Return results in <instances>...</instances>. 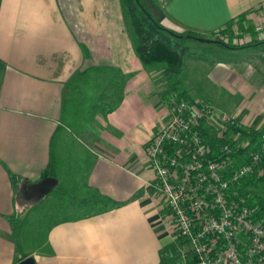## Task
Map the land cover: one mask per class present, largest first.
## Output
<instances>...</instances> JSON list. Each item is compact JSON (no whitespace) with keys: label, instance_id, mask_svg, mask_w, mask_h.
Here are the masks:
<instances>
[{"label":"crops","instance_id":"0c3cea01","mask_svg":"<svg viewBox=\"0 0 264 264\" xmlns=\"http://www.w3.org/2000/svg\"><path fill=\"white\" fill-rule=\"evenodd\" d=\"M140 1L169 29L229 38L231 23L242 36L230 43L264 40L254 29L264 0ZM194 41L182 57L181 98L204 101L264 139V43ZM134 43L121 0H0V264L26 256L35 264H184L143 149L164 120L167 83ZM45 171L55 180L48 192L58 184L73 201L96 192L115 205L74 219L73 210L23 249L7 218L24 220L48 193L34 190ZM9 174L20 178L15 188Z\"/></svg>","mask_w":264,"mask_h":264},{"label":"built area","instance_id":"2783aa9c","mask_svg":"<svg viewBox=\"0 0 264 264\" xmlns=\"http://www.w3.org/2000/svg\"><path fill=\"white\" fill-rule=\"evenodd\" d=\"M254 29L264 31V20ZM239 127L204 101L173 97L161 127L144 144L156 191L184 245V264H264V216L238 192L241 178L258 168L264 139L234 168L229 154L250 139L230 130ZM217 138L225 142L210 146Z\"/></svg>","mask_w":264,"mask_h":264},{"label":"trees","instance_id":"16d2710c","mask_svg":"<svg viewBox=\"0 0 264 264\" xmlns=\"http://www.w3.org/2000/svg\"><path fill=\"white\" fill-rule=\"evenodd\" d=\"M127 14L128 23L134 38V51L140 62L146 68H156L161 77L166 81L167 87L162 96L168 97L171 100L173 97H183L181 92H178L181 87V82L185 74L182 57L187 51L184 45V40L192 39L203 41L202 37L187 30H173L165 27L163 24L156 21L148 12L144 4L137 0H121ZM238 19L234 20V24H238ZM232 24L228 23L225 27L230 28ZM225 32V31H223ZM226 34V33H224ZM177 35V36H175ZM230 35V34H229ZM228 37V34H226ZM230 37V36H229ZM214 40L219 44L238 48L252 44H262L264 40L258 42H248L245 44H232L225 41L222 37L214 35ZM232 131L240 133L241 139L250 138L243 146L233 150L229 154L230 160L233 162V167L237 168L242 165L248 157V154L255 149L259 139V132L254 130L239 128H230ZM225 141L220 138L209 142L210 146L215 144H223ZM48 171L42 173V176L48 175ZM11 186H18L20 178L13 174H9ZM238 192L243 195L245 204L252 209L257 216H264V153L261 155V160L258 168L249 174L243 176L240 180ZM81 198L73 201L72 206H76L72 219L81 218L90 214L98 213L112 208L115 204L108 198L96 193L81 192ZM10 230L13 237H17L23 226V220L18 213H13L7 218ZM21 257L14 259L16 263Z\"/></svg>","mask_w":264,"mask_h":264},{"label":"rangeland","instance_id":"374dc122","mask_svg":"<svg viewBox=\"0 0 264 264\" xmlns=\"http://www.w3.org/2000/svg\"><path fill=\"white\" fill-rule=\"evenodd\" d=\"M234 27L236 28L235 32L232 31L234 30ZM230 30L231 38L236 40L239 38V36H242V32H240L236 26L230 27ZM223 39L227 41L228 37H226L227 40L225 38ZM187 42L194 43L195 41L192 39L184 40V45L186 47L188 44ZM194 44L200 43L196 42ZM259 139L263 140L261 135L259 136ZM58 190L59 185L57 184L50 192L40 197L39 200L32 202L28 207V210L25 212L23 229L22 232L20 231V235L18 237L21 243L20 245L23 249L36 248L51 221L58 219L59 217H62L73 210L75 211L76 206L73 207L72 204L74 203H71L73 200L67 198L64 194H59ZM35 195L36 194H34V197Z\"/></svg>","mask_w":264,"mask_h":264},{"label":"water","instance_id":"95a60500","mask_svg":"<svg viewBox=\"0 0 264 264\" xmlns=\"http://www.w3.org/2000/svg\"><path fill=\"white\" fill-rule=\"evenodd\" d=\"M137 2V0H135ZM177 36V35H175ZM204 42L218 43V41L214 39H202ZM55 180L52 177L46 176L41 180H38L34 183V190L38 194V196L44 195L47 193L52 186L54 185ZM15 264H35L33 257L26 256L20 260H18Z\"/></svg>","mask_w":264,"mask_h":264}]
</instances>
